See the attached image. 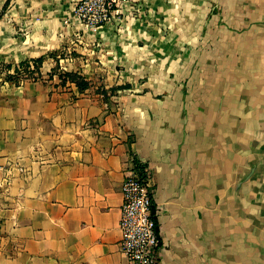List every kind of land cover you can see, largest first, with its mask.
Segmentation results:
<instances>
[{"label":"crops","instance_id":"1","mask_svg":"<svg viewBox=\"0 0 264 264\" xmlns=\"http://www.w3.org/2000/svg\"><path fill=\"white\" fill-rule=\"evenodd\" d=\"M79 1L0 0V264H131L132 158L160 264H264V0H135L97 31Z\"/></svg>","mask_w":264,"mask_h":264},{"label":"built area","instance_id":"2","mask_svg":"<svg viewBox=\"0 0 264 264\" xmlns=\"http://www.w3.org/2000/svg\"><path fill=\"white\" fill-rule=\"evenodd\" d=\"M134 2L135 0H80L75 5L73 14L83 27L97 31L109 24L115 14L132 8ZM31 68L34 66L31 65ZM19 70L23 75V69L19 67ZM121 193V252L131 264H160L159 226L149 167L132 158Z\"/></svg>","mask_w":264,"mask_h":264},{"label":"trees","instance_id":"3","mask_svg":"<svg viewBox=\"0 0 264 264\" xmlns=\"http://www.w3.org/2000/svg\"><path fill=\"white\" fill-rule=\"evenodd\" d=\"M44 59H38L34 62H24L20 68L23 69V75L20 73L21 71L17 69L16 74L13 76H8L7 81L15 82L16 84H19L20 80L23 78L25 79H36L37 74L40 72V68L43 64ZM31 64H33L34 68H31ZM61 78L63 79V82L71 81L75 84H77L79 90H86L90 87V83L85 80L83 77L80 76L78 73H64L61 75ZM127 88V87H124ZM118 88L112 89V92H115ZM101 93H103L105 96H107V92L105 90H101Z\"/></svg>","mask_w":264,"mask_h":264}]
</instances>
